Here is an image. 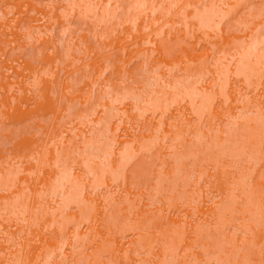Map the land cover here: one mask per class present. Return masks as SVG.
<instances>
[{
  "label": "rangeland",
  "instance_id": "374dc122",
  "mask_svg": "<svg viewBox=\"0 0 264 264\" xmlns=\"http://www.w3.org/2000/svg\"><path fill=\"white\" fill-rule=\"evenodd\" d=\"M0 264H264V0H0Z\"/></svg>",
  "mask_w": 264,
  "mask_h": 264
}]
</instances>
